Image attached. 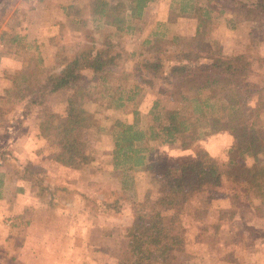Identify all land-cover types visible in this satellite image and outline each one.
I'll list each match as a JSON object with an SVG mask.
<instances>
[{
    "label": "rangeland",
    "instance_id": "374dc122",
    "mask_svg": "<svg viewBox=\"0 0 264 264\" xmlns=\"http://www.w3.org/2000/svg\"><path fill=\"white\" fill-rule=\"evenodd\" d=\"M259 1L264 0H156L148 4L142 20L133 21L135 31L117 39L106 28L97 32L88 14L89 0H0V152H4L0 153V264H117L127 260L124 229L132 221L131 205L146 193L158 199L164 170L192 162L202 150L221 161L239 159L230 153L231 136L218 132L186 149L181 147L182 138L172 145H158L147 156L156 164L154 169L126 172L112 167L110 130L115 121L131 124L135 111L140 128L145 129L156 99L170 106L171 90L164 73L152 78L137 65L171 56L169 48L166 55H157L151 43L156 37L177 36L181 43L191 39L195 13L191 18L183 16L184 5L211 2L217 13L208 21L205 40L216 42L225 55H245L253 68L247 79L264 98V69L259 62L264 58V18L253 15L242 20ZM68 6L76 8L75 17L66 15ZM103 35L120 40L122 58L116 71L131 75L123 84L149 83H140L138 99L123 109H105L92 97L85 100L83 107L93 116V128L80 131L79 137L86 143L91 163L86 169H72L52 160L58 137L52 132L49 138L40 135L35 111L11 97L12 82L17 77L25 79L37 58L42 59L44 73L58 72L75 51L101 41ZM15 37L18 40L13 42ZM86 74L90 79V73ZM161 90L167 94H160ZM67 96L58 93L47 102L59 122L64 119ZM256 99V94L251 95L247 105L253 107ZM260 119L264 126V110ZM15 160L36 171L48 186L47 195L37 196L36 189L13 175ZM252 163L251 158L242 161L245 166ZM234 188L235 181L223 179L218 189L189 197L181 217L184 245L172 254L171 264H264V202L245 198ZM116 200L122 204L120 214L94 204Z\"/></svg>",
    "mask_w": 264,
    "mask_h": 264
},
{
    "label": "trees",
    "instance_id": "16d2710c",
    "mask_svg": "<svg viewBox=\"0 0 264 264\" xmlns=\"http://www.w3.org/2000/svg\"><path fill=\"white\" fill-rule=\"evenodd\" d=\"M155 1L89 0L88 14L97 32L106 28L120 39L135 31L133 21L142 20L148 4ZM74 9L68 6L66 15L75 17ZM253 9L248 10L249 15L242 20H250L253 15L264 18V1L255 3ZM214 12L217 13L211 2L189 8L184 5L180 12L183 16L191 18V13H195L193 37L184 43L177 36L170 40L156 37L151 41L158 56L166 55L168 48L171 56L165 60L155 57L139 61L137 67L151 73L152 78L164 73L171 90L166 95L170 106L162 105L161 98L156 99L145 129L139 126L137 111L131 124L115 121L110 130L111 164L113 169L126 172L152 170L156 164L147 156L156 146L172 145L182 138L181 147L186 149L205 135L218 132L231 136L234 147L230 153L239 159L221 161L202 150L192 162L164 170L159 178L161 193L158 199L146 193L141 201L132 203V221L124 229L127 260L121 259L117 264H171L172 254L184 245L181 217L189 197L218 189L223 179L235 181L237 188L234 189L239 195L264 202V126L260 119L264 98L261 90L247 79L253 68L245 55H225L216 42L205 40L204 30ZM113 36L103 35L101 41H92L85 49L75 51L60 65L58 72L44 73L42 59L37 58L29 66L25 79L17 77L12 82L11 97L23 101L31 112L35 111L40 135L49 138L52 132L58 137L55 140L58 150L52 157L58 164L72 169L90 166L86 143L79 137L80 131L93 128V116L83 107L88 97L105 109H123L127 103L138 99L140 83H149L141 80L130 87L123 84L131 75L116 71L122 50L118 48L120 40ZM17 40L15 37L12 41ZM145 43L150 44L149 41ZM259 62L264 69V58H259ZM86 72L90 73V79ZM62 92L68 96L64 119L59 122L47 102L49 97ZM165 93L164 90L160 92ZM253 94L257 99L255 105L249 107L247 99ZM245 158H251L253 163L243 165ZM14 162L12 170L17 179L36 189L37 196L48 193V186L35 170L16 163L17 160ZM2 178L3 175L0 176V190ZM236 198L233 196L232 201ZM94 204L114 214L123 212L118 200L94 201Z\"/></svg>",
    "mask_w": 264,
    "mask_h": 264
},
{
    "label": "crops",
    "instance_id": "0c3cea01",
    "mask_svg": "<svg viewBox=\"0 0 264 264\" xmlns=\"http://www.w3.org/2000/svg\"><path fill=\"white\" fill-rule=\"evenodd\" d=\"M191 20H192V19H191ZM173 22H174V21H172L171 23H173ZM193 35H194L193 32H192V33L189 32V38L193 37Z\"/></svg>",
    "mask_w": 264,
    "mask_h": 264
}]
</instances>
